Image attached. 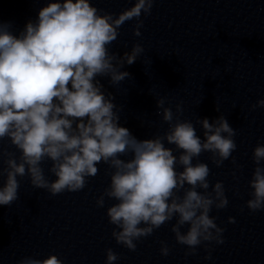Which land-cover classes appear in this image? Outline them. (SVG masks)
Returning a JSON list of instances; mask_svg holds the SVG:
<instances>
[{"label": "clouds", "instance_id": "obj_1", "mask_svg": "<svg viewBox=\"0 0 264 264\" xmlns=\"http://www.w3.org/2000/svg\"><path fill=\"white\" fill-rule=\"evenodd\" d=\"M152 5L153 0H134L117 15L97 9L91 0H48L18 33L10 22L0 23V141L16 150L0 151V206L18 199L19 180L25 176L34 188L55 196L83 189L103 163L111 170L110 183L96 206L104 207L105 197L116 201L106 215L117 244L135 251V242L175 219L171 231L177 243L187 246L186 256L204 244L209 252L205 259H211L208 244L224 243V229L210 213L213 207H227L228 199L222 182L209 191L210 169L198 158L210 153L220 167L236 150L234 129L220 115L211 122L198 119V134L196 124L180 119V104L174 115L165 100L158 99L157 115L168 129L162 136L139 140L120 125L122 109L101 83L106 78L114 87L129 78L123 69L136 62L144 48L135 44L120 55L109 46L132 19L139 37L141 14L150 15ZM256 107L264 108V99ZM252 159L256 167L246 206L256 212L264 210V144H257ZM44 162H50L54 180L45 176ZM232 162L235 165L234 158ZM169 251L161 242V255ZM117 260L107 249L105 264ZM19 264L63 261L49 255L24 258Z\"/></svg>", "mask_w": 264, "mask_h": 264}, {"label": "water", "instance_id": "obj_2", "mask_svg": "<svg viewBox=\"0 0 264 264\" xmlns=\"http://www.w3.org/2000/svg\"><path fill=\"white\" fill-rule=\"evenodd\" d=\"M47 2L0 0V23L10 22L18 33ZM91 2L105 13L118 15L134 0ZM140 19L139 37L134 35L136 20L132 19L120 27L109 46L120 55L135 44L144 48L137 61L123 69L129 78L114 87L106 78L101 83L122 109L120 125L139 140L162 136L168 129L157 115L158 99H164L174 115L180 104V119L194 125L198 119L211 122L225 116L236 133V150L220 167L212 163L210 153L198 158L210 169L209 191L222 182L228 199L227 207H213L210 213L224 229V243L208 244L211 259H205L209 252L204 244L195 255L186 256L187 246L177 243L171 231L173 219L135 242V251L117 244L106 215L116 201L105 197L104 207L96 206L110 183L111 170L100 163L96 176L77 192L53 196L34 188L27 176L19 180L18 199L0 206V264L49 255L63 264H105L107 249L118 256L115 264H264V210L252 212L246 206L256 167L253 150L264 144V108L253 109L264 99V0H153L150 15L142 13ZM196 130L201 133L199 124ZM5 148L16 151L6 140L0 141V151ZM50 166V162L42 164L51 181L55 177L48 171ZM229 218L234 222L229 223ZM161 242L170 249L166 257L160 253Z\"/></svg>", "mask_w": 264, "mask_h": 264}]
</instances>
